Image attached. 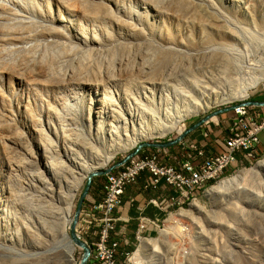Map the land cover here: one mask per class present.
I'll return each mask as SVG.
<instances>
[{"label":"bare ground","instance_id":"obj_1","mask_svg":"<svg viewBox=\"0 0 264 264\" xmlns=\"http://www.w3.org/2000/svg\"><path fill=\"white\" fill-rule=\"evenodd\" d=\"M15 1L0 0L5 44L27 54L33 67L22 75L42 94L29 118L37 140L11 138L14 157L7 151L0 176V245L27 256L0 264H76L69 229L91 174L264 81V0H41L33 21ZM207 197L222 217L238 218L228 232L242 248L212 264H264V159ZM172 230L143 240L132 262L163 264ZM196 255L186 264H211Z\"/></svg>","mask_w":264,"mask_h":264},{"label":"rangeland","instance_id":"obj_2","mask_svg":"<svg viewBox=\"0 0 264 264\" xmlns=\"http://www.w3.org/2000/svg\"><path fill=\"white\" fill-rule=\"evenodd\" d=\"M15 2L16 3L19 2L22 8L21 11L19 8V11L22 14L26 15L25 18L26 20L30 19L33 21L37 17V13H36L37 11H40L41 13L45 11V9H43L42 6H41L42 8H40L39 6V2H41V0H16ZM51 2L54 4L55 7L56 6L55 0H51ZM24 26H32L33 28L38 27L36 24H28ZM7 33L8 31L6 29V21L2 20L0 16V61L2 62L4 68H6V70H0V123L1 124L3 123L2 126L0 124V132L2 134L1 137H3L2 140L0 139V176L5 174L6 172L5 170L9 165L8 163L9 160L7 158V151L9 148L7 145H11L9 141L11 138L14 140V138L15 139L20 138L22 136H25L26 134L29 137L27 138V140L31 139L32 143H35V141L37 140L36 133L30 127L31 124L29 122V118L31 115V110L34 108L36 104V99L40 97L42 94V92L38 91L39 90L38 88L29 85L28 82L25 80L26 77L22 75L23 73H25L26 70L31 69L33 67V64L29 62L27 54L25 52L19 50H12L8 44H5L6 41L5 38L7 37ZM248 93L249 96L247 99L236 100L234 102H228L222 105H217L204 114H200L188 118L182 123L181 126V128H183L182 133H184L192 125L200 121L202 118L206 117L207 115L217 110L230 107L239 103H245L247 101L257 99L259 97H264V81L258 84L255 88L249 90ZM43 97H44L43 102H46L47 99L46 95L44 94ZM221 116L222 115L216 117L217 120L216 119L214 121L210 120L208 126H212L213 122H215V123H219V126L216 127L217 130L223 128L224 125L222 124L223 119H221ZM4 121L10 123L12 127H8L4 125ZM227 122H230V119L225 121L226 125ZM7 128L13 129L11 131L12 133L9 134V132L6 130ZM182 133H178L177 131H174L162 138H156L153 140L144 141L142 144L167 143L168 141H173L177 139ZM188 138L189 135L180 144H177L169 148L143 147L138 151L136 155H143L147 153H160L167 163H171L172 160L176 161L173 157L175 154L178 153L181 156L183 155L182 157L186 159V156L188 154V149L185 145L187 144V142H189L187 140ZM140 145L128 152H120L116 154L115 158L110 162V164L107 167L100 168L97 171H105L110 168L115 169V167L118 166L124 159H126L131 154L136 152L137 149L140 147ZM8 152L10 153L11 156L14 157L13 150ZM18 152H21V150H18ZM262 159H264V154H258L257 158L254 161H252L248 166H246L245 170L246 169L249 170L253 168ZM239 168L241 171L242 167ZM235 174L236 173L229 172L225 174L223 178L217 181V183H212L208 187H206V189H203L202 191L195 193V198H196L195 201H190L183 206L175 205L171 207L167 213V216L159 221V227L157 229L154 228L153 226L152 228H150V230L146 234V238L147 239L159 238V240H161L160 238L161 235L159 234L161 230H164L166 228L173 229L170 235H168V243L171 246L170 251L168 253L166 252L159 253V259H161V256H164V259L166 260L163 261V264L165 262H166L165 264H186L187 260L191 256L195 257L197 253H199L200 255L197 254L196 256L198 257L205 256V258H207L206 260L211 261L210 263L212 264V262H214L213 261L214 259L217 260L219 259V262L223 261V256L225 255L226 251L230 249H231L230 251H232L233 249V252H235L236 250L238 251V249L242 251L241 246H239L236 243V241L233 240V237L229 235L228 232L229 226L235 228L239 227L238 223L240 222L239 220H237L238 218L236 219L233 218L234 219L233 220L231 219L230 216H223L225 217L224 219L221 216V214H223L224 212L221 211L219 207L215 206V204H213L207 197V192L209 189H211L213 186H216L218 183L222 182L223 180L234 176ZM87 182L88 181L86 179L77 192L76 198L74 200L72 219L75 216V212L77 210L79 200L87 186ZM105 182H106V175L96 176L93 178L92 185L89 194L86 197L84 205L87 203H91L92 202L91 199L93 196H95L97 200L101 198L102 196L101 191L103 190V186L105 185ZM194 203H198L202 205L205 211L207 212L208 216L200 214L196 210V208H194L193 206ZM180 211L185 212L186 215L180 216L178 214L181 213ZM219 217L220 218L222 217V221ZM232 220L234 222L237 220V224L236 222L235 223L232 222ZM83 226L84 225L80 226L78 223L76 229L78 231H83L81 235L83 237L85 236L87 237L90 233L84 231ZM69 233H71V228L69 229ZM254 237L251 236L252 239ZM127 238L130 241V245L127 246V248H125L123 251H121V253L123 254L118 257L120 264H134L131 259L134 252L140 246V243H138L135 240L134 234L127 235ZM236 245H238L239 248L236 247ZM214 248L216 250H214ZM212 250H214V252L216 253H214ZM244 250L246 251L247 249ZM75 252H74V260L76 261V264H81L84 251L80 247H78ZM236 252L234 253V257L237 256ZM127 253L129 254L128 257L126 256ZM258 254L259 255H257V257L261 255L260 253ZM207 255L208 256L211 255L212 257L210 256L209 258L207 257ZM0 256L5 257L6 259L9 260V262L15 261L16 263L17 261H20V258L25 257L27 255L21 252L18 248L0 245ZM256 260H258V258H256Z\"/></svg>","mask_w":264,"mask_h":264},{"label":"built area","instance_id":"obj_3","mask_svg":"<svg viewBox=\"0 0 264 264\" xmlns=\"http://www.w3.org/2000/svg\"><path fill=\"white\" fill-rule=\"evenodd\" d=\"M258 106L236 104L233 118L230 120L227 136L223 142V150L207 152L205 146L195 142H187L188 154L185 162L175 166L167 163L160 153L135 155L125 159L106 175L102 196L99 200L87 203L82 207L79 225L90 233L87 237L77 231L78 238L91 251L87 264H120L118 259L130 241L119 226L124 219L118 215L126 203L134 207L135 200H126V191L135 185L145 174V189H172L177 193L168 202L170 207L183 206L195 201V193L206 189L210 184L217 183L227 173H237L239 167L244 170L259 154L261 134H264V110L258 112ZM264 109V107H262ZM209 124V123H207ZM210 133H204V139ZM125 161V162H124ZM166 201L153 198L150 204L161 208ZM139 212L143 208L137 207ZM77 223V225H78ZM159 227V221L141 216L134 232L135 240L142 243L147 239L149 227ZM128 257L129 254L127 253Z\"/></svg>","mask_w":264,"mask_h":264},{"label":"crops","instance_id":"obj_4","mask_svg":"<svg viewBox=\"0 0 264 264\" xmlns=\"http://www.w3.org/2000/svg\"><path fill=\"white\" fill-rule=\"evenodd\" d=\"M253 100L264 101L258 98ZM263 110L264 109H262V107L257 109V111L260 113H262ZM233 116L234 113L232 111L222 114L221 119H223L222 120V124L224 125L223 128L217 130L216 127L219 126V123H215V122H213L212 126H208V124H206L204 127L198 128L197 130L190 133L189 138L187 140L189 142H195L200 146H205L208 153L213 150L214 151L223 150V142L227 136V129L229 128L230 125V122H227L226 125L225 121H227L228 119L231 120ZM206 132L210 133V138L208 139H204V133ZM185 146L187 147V145ZM259 154H264V134H261ZM182 156L179 153L175 154L173 158L176 161L172 160V162L169 164L175 166L181 165L183 162H185V158ZM146 183H147V176L143 174L135 185L127 189L126 200L129 198H133L135 200V205L134 207H131L129 204L126 203L124 206L120 208L118 212L117 216H120L121 218L124 219V222H120L119 226L122 227L123 231L126 233V236L129 234H134L139 222V218L141 216L157 221L164 219L167 216L169 209L171 208L170 205H168L169 204L168 202H170V199H172L173 197H177V193L175 191H173L172 189H165V187L156 190L154 189L146 190L145 189ZM153 198L164 199L166 202L163 204L161 208H158L153 204H150V200ZM91 200L92 202L97 201L95 196H93ZM137 207L143 208V212L142 213L139 212L137 210ZM150 228H152V226L149 227V230Z\"/></svg>","mask_w":264,"mask_h":264},{"label":"water","instance_id":"obj_5","mask_svg":"<svg viewBox=\"0 0 264 264\" xmlns=\"http://www.w3.org/2000/svg\"><path fill=\"white\" fill-rule=\"evenodd\" d=\"M243 104L248 105V106L264 107V101L250 100V101H247V102H245ZM235 106L236 105H233V106H230V107H226V108L217 110V111L207 115L206 117L202 118L200 121H198L196 124H194L192 127H190L188 130H186L177 139H175L173 141H168L167 143H144V144L140 145V147L137 149L136 152H134L129 157H127L125 159V161L128 160L129 158L135 156L138 153V151L140 149H142L143 147L169 148V147H173V146H175L177 144H180L181 142H183L186 139V137L190 133H192L193 131L197 130L198 128L203 127L205 124L209 123L211 118L218 117V116H220V115H222L224 113H227V112H231V111L234 110ZM112 170H113V168H110V169L105 170V171H97V172H95V173H93V174H91L89 176V178L87 179V181H88L87 182V186H86V188H85V190H84V192H83V194H82V196H81V198L79 200V203H78V206H77V210H76L75 216L73 218V223H72V227H71V237H72L73 241H75L78 244V246L84 251V255H83V259L81 261V264H87L88 263L91 251L88 248V246L83 241H81L78 238V236L76 234V226H77V223L79 221L80 213H81L82 207L84 205V202L86 200V197L89 194L93 178L96 177V176L107 175Z\"/></svg>","mask_w":264,"mask_h":264},{"label":"trees","instance_id":"obj_6","mask_svg":"<svg viewBox=\"0 0 264 264\" xmlns=\"http://www.w3.org/2000/svg\"><path fill=\"white\" fill-rule=\"evenodd\" d=\"M258 99H260V100H264V97H260V98H258Z\"/></svg>","mask_w":264,"mask_h":264}]
</instances>
